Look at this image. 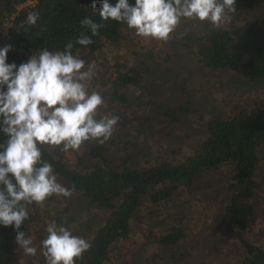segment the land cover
Wrapping results in <instances>:
<instances>
[{
  "label": "rangeland",
  "instance_id": "1",
  "mask_svg": "<svg viewBox=\"0 0 264 264\" xmlns=\"http://www.w3.org/2000/svg\"><path fill=\"white\" fill-rule=\"evenodd\" d=\"M32 4L28 2L18 10ZM255 22L259 28L254 35L236 47L264 58V3L236 7L232 21L221 29H212L207 21L182 20L167 43L142 39L130 30L121 44L107 46L106 60L96 65L89 91L102 95L101 114L119 116L106 145L111 166H120L126 158L130 167L139 169L146 164L173 163L193 154L210 121L264 108V80L250 81L236 71L205 69L196 57L198 37L210 30H245ZM114 62L123 66L122 74L138 78L137 83L117 90V74L111 66ZM158 105L170 110L188 107L190 113L171 123L157 112ZM88 147L84 143L79 151L67 153L49 149L73 166L76 159L88 155ZM84 160L90 161L88 157ZM256 176V210L245 237L264 247V149ZM231 178V169L224 166L198 180L193 194L180 189L161 206L145 204L129 237L111 247V264H243L245 249L237 235L238 227L225 214ZM58 182L72 188L65 180ZM50 203L29 214L27 236L38 249L36 256H25L20 249L15 264H45L40 242L46 236L47 224L57 215L72 219L66 227L89 242L109 216L90 205L77 190L71 198L55 196ZM179 228L184 237L177 248L156 242V237Z\"/></svg>",
  "mask_w": 264,
  "mask_h": 264
},
{
  "label": "trees",
  "instance_id": "2",
  "mask_svg": "<svg viewBox=\"0 0 264 264\" xmlns=\"http://www.w3.org/2000/svg\"><path fill=\"white\" fill-rule=\"evenodd\" d=\"M28 2H33L32 6L18 10ZM116 2L109 0L113 5ZM129 2L134 4V0ZM92 3L93 0H0V30L9 25L10 36L1 48L11 45L6 63L19 65L27 62L30 56L45 48L53 52L62 51L69 42H73V55L86 61L85 68L93 61L96 65L105 61L104 49L121 44L125 33L130 30L123 23L109 20L99 30V35L92 37V44H75L80 33L85 31L81 28V20L89 17L94 22H101L99 15L93 13L90 7ZM262 3L264 0H236L235 7ZM97 7H100L99 0ZM31 11L37 12L40 18L35 26L29 28L26 17ZM22 23L24 28L20 27ZM258 28L259 22H255L245 30H210L198 37L200 47L196 57L199 64L216 72L236 71L250 81L264 80V58L236 47L248 42ZM86 34L91 35L90 32ZM111 66L113 73L117 74L114 80L117 90L137 83L138 78L122 74L123 66L119 63L114 62ZM157 112L171 123H176L190 110L188 107L170 110L158 105ZM5 139L0 133V143ZM109 141L103 145L86 142L90 148L88 155L76 159L73 166L56 157L47 146L42 150V159L52 165L58 180H65L81 192L97 210L109 213L90 241V250L77 259L76 264H111V247L129 237L133 222L139 221L145 204L161 206L180 189L193 194L198 180L224 166L232 171L225 214L238 227L237 235L245 249L243 264H264V247L250 243L245 237L256 210L253 198L256 174L260 168V151L264 149V108L239 111L226 119L210 121L206 134L193 154L184 155L173 163L146 164L139 169L130 167L126 158L120 166H111L106 156ZM86 157L90 159L89 162L84 160ZM54 197L46 201V207ZM30 209V214H34L40 207L31 205ZM54 220L65 226L72 223V219L60 215ZM20 230L27 236L28 219ZM15 236L14 227L0 226V264H15L20 250ZM183 237L184 232L179 228L155 239L159 245L177 248Z\"/></svg>",
  "mask_w": 264,
  "mask_h": 264
},
{
  "label": "clouds",
  "instance_id": "3",
  "mask_svg": "<svg viewBox=\"0 0 264 264\" xmlns=\"http://www.w3.org/2000/svg\"><path fill=\"white\" fill-rule=\"evenodd\" d=\"M99 2V8L97 0L90 7L101 22L81 20L85 31L75 44H92L109 20L125 24L142 39L167 43L182 20L207 21L212 29H221L236 13V0ZM39 18L37 12H29L27 26H35ZM10 50L11 45L0 48V133L6 137L0 143V226L14 227L16 245L25 256L34 257L38 249L32 237L20 230L29 219V206L43 208L52 196L71 198L75 192L58 182L52 165L42 159L44 146L67 153L79 151L86 142L103 145L119 116L101 114L102 95L89 91L96 63L85 68L86 61L73 55V42L62 51L41 49L19 65L6 63ZM40 244L45 264H76L91 248L88 240L55 220L47 224Z\"/></svg>",
  "mask_w": 264,
  "mask_h": 264
},
{
  "label": "built area",
  "instance_id": "4",
  "mask_svg": "<svg viewBox=\"0 0 264 264\" xmlns=\"http://www.w3.org/2000/svg\"><path fill=\"white\" fill-rule=\"evenodd\" d=\"M8 28L9 25H5L3 29L0 30V48L2 46V43H6L10 38Z\"/></svg>",
  "mask_w": 264,
  "mask_h": 264
}]
</instances>
